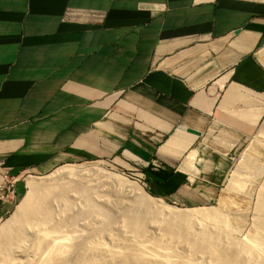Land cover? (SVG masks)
I'll return each instance as SVG.
<instances>
[{
	"label": "crops",
	"instance_id": "1",
	"mask_svg": "<svg viewBox=\"0 0 264 264\" xmlns=\"http://www.w3.org/2000/svg\"><path fill=\"white\" fill-rule=\"evenodd\" d=\"M263 95L264 0H0V218L25 174L91 159L200 195L191 168L227 161L203 136L246 139Z\"/></svg>",
	"mask_w": 264,
	"mask_h": 264
},
{
	"label": "bare ground",
	"instance_id": "2",
	"mask_svg": "<svg viewBox=\"0 0 264 264\" xmlns=\"http://www.w3.org/2000/svg\"><path fill=\"white\" fill-rule=\"evenodd\" d=\"M253 163L239 164L226 186L229 194L242 190V204L224 196L218 207L186 209L99 167L31 175L24 197L0 223V264H264V183L254 202ZM244 173L252 187L240 180ZM250 214L252 230L237 236Z\"/></svg>",
	"mask_w": 264,
	"mask_h": 264
},
{
	"label": "rangeland",
	"instance_id": "3",
	"mask_svg": "<svg viewBox=\"0 0 264 264\" xmlns=\"http://www.w3.org/2000/svg\"><path fill=\"white\" fill-rule=\"evenodd\" d=\"M263 97H264V95H263ZM221 130L223 131V129L220 127L211 128L208 131V133L203 136L205 138L203 140V143L205 144L204 145L205 150H210V151L211 150H217L218 151L217 155L214 156L213 160H215V159L217 160L219 157H223V158H225V160L227 159V161H225V165H224L225 168H191L192 169V172H191L192 175H190L191 183L194 186L196 184H198V189L200 191H198V190L197 191L199 192L200 195H201L200 192L201 191L203 192V195H201V196L197 195V194H192V196L188 197L186 200L177 199V198L172 199L170 196H158V195L154 194L153 192H151V190L147 187L145 177L143 175L138 174V171L135 168H123L121 165L114 162L112 160V158L91 159V160H86V161H82V162H78V163L60 164V165L52 168L50 171H48L46 173H27V174H25L20 180L17 181V185H18L19 189H18V191L14 192L15 195L13 197V200H11L12 206L9 208L8 214H6V215L2 216V218H0V223H2L6 218H8V216L14 210L17 203L24 197L26 190H27L26 182H27V179L29 176L32 175V176H34L36 178H40V179L45 178V177H51L57 171V169L64 168L68 165L99 167L101 169H104V171H108L111 173L121 175V176H123L129 180L137 182L143 188V190L145 191V193L147 195H150L153 197H158V198L160 197L165 202H167L170 205H173L176 208L186 209V208H199V207H210V206L211 207H218L219 206L218 204H221L220 202L223 201V199H225L224 196H226L227 199L229 198V200L231 199L232 201L234 198V201L236 200L235 202H237V203L239 202V204L240 203L242 204L244 202L243 201L244 198L242 195L243 192H241L242 190L240 189L239 190L240 193H239L238 188H236L235 192H233V190H232L231 192H233V193L230 192V194H229V192L226 193V188H227L226 186H228V184L230 183L229 180L232 179L233 175L240 172L242 165H239V164H244L245 162L246 163L254 162L253 165L248 164V166L250 165L252 168L258 167L256 169V171H257L256 174H258V175H255L256 178L255 177L252 178L253 181L249 180L251 183H253L255 185L251 184L248 181L247 173L243 174L244 177L241 175L242 177L240 178V180L242 182L244 181L245 182L244 185H246L248 187L249 186L252 187V185H253V187L251 188L252 194H253L252 200H254V202H255L256 198H257V192H258L259 186L262 185L261 184L262 182L264 183V168H263L264 167V159H263L264 158V143H263L264 142V138H263V136H264V115L261 118V120L259 121L258 125H256L252 134L249 135L246 139L236 143V145L233 147H230V144L235 143V141L231 142L225 136L227 133L226 134L222 133ZM210 131H212V132H210ZM255 141H257V143H255ZM258 141L260 144H258ZM220 144H222V145H220ZM257 145H259V146H257ZM219 154H221V155H219ZM249 156H251V157L249 158ZM193 157H195V159ZM203 158L206 159L207 157H203ZM246 158H249V159L246 160ZM252 158H254V159H252ZM195 160H196L195 152L192 151L190 153L189 158H188V162L191 164V166H193L192 164H194ZM255 160H257L256 163H255ZM254 165H256V166H254ZM258 170H260L259 173H258ZM147 174H149V173H147ZM55 175H57V174H54V177H55ZM198 182H202V183L199 184ZM247 183H248V185H247ZM201 185H203V188L206 189L205 192L203 191L204 189L200 187ZM109 189H111V188H109ZM224 189H225V191L223 192ZM2 190H4V189H3V187L0 186V199L3 197ZM235 195L238 196V199H235V198H237V197H235ZM231 197H233V198H231ZM251 217H252V214L249 215V220L247 221L248 224L242 230L243 233L240 232V234L238 233L237 236H244L245 233H247L246 230H248L249 232L252 230ZM248 227L250 228V230Z\"/></svg>",
	"mask_w": 264,
	"mask_h": 264
},
{
	"label": "water",
	"instance_id": "4",
	"mask_svg": "<svg viewBox=\"0 0 264 264\" xmlns=\"http://www.w3.org/2000/svg\"><path fill=\"white\" fill-rule=\"evenodd\" d=\"M187 131L190 132V133H194L196 135H199L200 134V132L198 130L191 129V128H187Z\"/></svg>",
	"mask_w": 264,
	"mask_h": 264
}]
</instances>
